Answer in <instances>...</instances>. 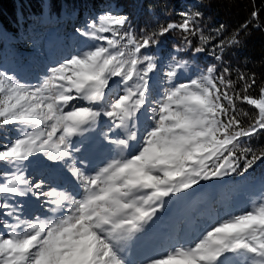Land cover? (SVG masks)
Listing matches in <instances>:
<instances>
[{"label":"snow or ice","instance_id":"snow-or-ice-1","mask_svg":"<svg viewBox=\"0 0 264 264\" xmlns=\"http://www.w3.org/2000/svg\"><path fill=\"white\" fill-rule=\"evenodd\" d=\"M200 15L181 13L182 23L162 26L159 35L174 28L194 35L200 31L196 27ZM252 15L255 18L257 14ZM126 24L125 16L101 15L99 22L88 25L83 35L104 40L107 46H96L65 59L50 68L38 85L20 83L0 71V125L23 126L20 138L0 148V162H24L36 153L53 161L70 158L73 150L80 151L74 149L72 138L83 135L101 115L125 130L124 138L109 141L123 154L130 148V141L138 139L133 130L137 114L143 109L151 113L146 119L152 121L129 156L111 160L94 174L70 168L83 189L80 198L55 189L40 193L43 180L32 184L19 166L16 173L7 175L0 183V194L22 197L34 188V195L52 198L54 207L49 211L60 215L43 220L22 219L15 207L7 202L0 204L5 215L14 220L3 221L6 231L0 232V264H134L126 250L163 209L165 198L191 189L201 180L235 172L239 167L236 149L240 139L264 130V88L259 98L239 94L234 98L218 87L217 81L225 88L232 82L226 81L224 75L213 76L215 66L188 83L168 87L160 99L153 98L149 73L157 64L152 55L142 54L141 50L159 42L155 39L157 33L137 39L131 31H119ZM101 33H111L112 38ZM125 38L127 43L121 44ZM200 38L208 40L203 35ZM185 42L191 43L187 37ZM237 42L235 36L228 41ZM224 43L216 47L223 50ZM182 65L177 61L175 68ZM167 76L175 77L176 71H168ZM114 77L123 84L122 94L110 95L106 91ZM248 87L251 85L245 91ZM234 99H242L258 110L247 129L240 127V120L231 114L236 110ZM75 101L87 106H77ZM104 139L109 140L107 134ZM249 152L252 149L245 148L243 154ZM261 157L264 151L260 155L253 153L243 171ZM144 264H264V201Z\"/></svg>","mask_w":264,"mask_h":264},{"label":"rangeland","instance_id":"rangeland-1","mask_svg":"<svg viewBox=\"0 0 264 264\" xmlns=\"http://www.w3.org/2000/svg\"><path fill=\"white\" fill-rule=\"evenodd\" d=\"M101 15L120 16L121 9L111 5L100 12L93 11L79 19H58L51 16L48 11L38 17L33 14L21 17V26L17 34L2 29L4 46L0 48V71L13 76L20 83L38 85L49 74L50 68L58 66L65 59L82 54L96 46H107L104 40L83 35L88 30V25L99 22ZM36 30L39 32L34 34ZM100 35L112 38L111 33ZM145 54L152 55L157 64V68L149 73L152 97L157 100L162 97L164 90L168 87L188 83L190 79L198 78L188 64L175 68L177 63L175 56L163 57L148 52ZM173 69L176 71V76L170 79L167 72ZM119 80V77H114L110 81V88L106 90L110 95L122 94L123 84H119ZM118 84L119 87H117ZM73 103L77 106H87L82 101ZM137 115V127L133 130L137 131L138 139L130 141V148L123 154L109 141L124 138L125 130L117 128L110 118L101 115L96 124L83 135L72 138L74 149L79 148V152L73 150L70 158L59 161L49 160L43 153H36L33 157H29L28 161L0 162V183L5 181L7 175L16 173L19 166L32 184L43 180L40 193L55 189L58 192H71L76 195V198H80L83 189L72 176L70 168L75 166L82 168L87 174H94L111 160L119 159L121 155L127 157L133 153L139 145V138L143 135L145 127L152 123L150 119H146V116L150 117L151 113H145L142 109ZM22 132L23 126L18 124L0 125L2 141L0 148L20 138ZM105 134L109 140L104 139ZM242 178L233 177L232 172L220 178L201 180L191 189L166 197L163 209L153 218L145 232L138 234V238L131 242L126 250L129 259L134 264H144L149 258H159L171 251L173 247L199 238L216 223L251 210L264 201V183L252 184L243 181ZM36 191L33 188L32 192L22 197L0 194V204L7 202L15 207L16 214L22 219L59 218L60 213L53 214L49 211L51 207H54L50 202L52 198L42 194L34 195ZM5 212V209L0 208V232L6 231L3 228V221L14 222L12 217L5 215ZM155 249L158 251L154 252ZM151 250H153V256L146 257L145 251Z\"/></svg>","mask_w":264,"mask_h":264},{"label":"trees","instance_id":"trees-1","mask_svg":"<svg viewBox=\"0 0 264 264\" xmlns=\"http://www.w3.org/2000/svg\"><path fill=\"white\" fill-rule=\"evenodd\" d=\"M111 5L121 9V15L127 18V24L119 30L121 33L131 31L137 39L157 33L155 39L159 42L149 49H142V54L175 56L176 61L188 64L197 77L206 74L208 67L215 66L213 76L224 75L226 81L232 82L230 87L225 88L217 81L222 90L228 91L234 98L236 94L259 98L260 90L264 88V0H0V48L4 46L2 29L17 34L21 17L30 14L38 17L48 11L58 19H79ZM196 12L201 13L196 24L200 31L194 35L179 28L159 35L162 26L182 23L181 13ZM253 12L257 14L255 18ZM201 35L208 40H201ZM234 36L238 42L229 44ZM185 37L190 44L185 42ZM221 41L225 42L223 50L216 47ZM124 43H127L126 38L121 41V44ZM196 48H203V51L196 52ZM226 68L227 73L224 72ZM247 85L251 87L245 91ZM222 102L227 105L226 101ZM234 102L236 110L231 114L240 120V127L247 129L258 115V110L242 99H234ZM245 148L252 149V152L243 154ZM262 151L264 130L250 138L242 137L236 149L239 167L233 172V177H243V181L252 184L264 183V157L243 171L252 154L260 155Z\"/></svg>","mask_w":264,"mask_h":264},{"label":"bare ground","instance_id":"bare-ground-1","mask_svg":"<svg viewBox=\"0 0 264 264\" xmlns=\"http://www.w3.org/2000/svg\"><path fill=\"white\" fill-rule=\"evenodd\" d=\"M38 32H39V31H38V30H36V31H34L33 33H34V34H36V33H38Z\"/></svg>","mask_w":264,"mask_h":264}]
</instances>
